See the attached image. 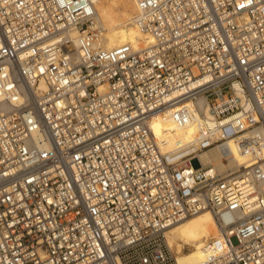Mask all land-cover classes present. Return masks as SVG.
Listing matches in <instances>:
<instances>
[{"label":"built area","instance_id":"obj_1","mask_svg":"<svg viewBox=\"0 0 264 264\" xmlns=\"http://www.w3.org/2000/svg\"><path fill=\"white\" fill-rule=\"evenodd\" d=\"M96 1L0 0V264H173L204 210V264H264V0H135L141 52L98 45ZM174 108L203 128L181 160L153 131ZM233 138L249 166L208 173Z\"/></svg>","mask_w":264,"mask_h":264},{"label":"bare ground","instance_id":"obj_2","mask_svg":"<svg viewBox=\"0 0 264 264\" xmlns=\"http://www.w3.org/2000/svg\"><path fill=\"white\" fill-rule=\"evenodd\" d=\"M94 30L100 33L98 45L103 50L110 51L123 45H131L137 52L144 51L152 44L150 35L141 31L135 22L138 6L135 0H97L94 5ZM240 96L244 95L240 92ZM248 108V104L243 99ZM177 109H171L168 115L160 116L153 121V131L164 141L163 151L175 155L174 159L181 160L193 150L196 144L197 131L202 125L193 121L184 126H175L172 119ZM172 118V119H171ZM175 121V119L173 120ZM203 124L204 129L212 130L217 135L220 124L210 116ZM204 167H214L212 172H238L248 167L250 158L240 152L237 140L230 139L215 148L198 154ZM220 237V229L213 214L209 210L186 217L175 223L167 235L168 246L174 251L173 264H204L206 252L204 247ZM187 249V252L185 250Z\"/></svg>","mask_w":264,"mask_h":264},{"label":"rangeland","instance_id":"obj_3","mask_svg":"<svg viewBox=\"0 0 264 264\" xmlns=\"http://www.w3.org/2000/svg\"><path fill=\"white\" fill-rule=\"evenodd\" d=\"M192 165H193V167H194L195 169L200 168V163L198 162V160L193 161ZM191 217H192V216H190L189 218H191ZM185 252H187V249L185 250ZM173 254H175L174 251H173Z\"/></svg>","mask_w":264,"mask_h":264}]
</instances>
